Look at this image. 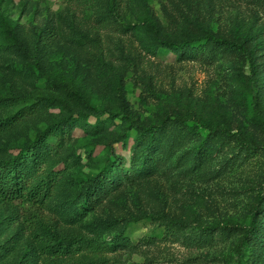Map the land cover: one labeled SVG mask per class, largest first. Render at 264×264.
<instances>
[{
  "label": "rangeland",
  "instance_id": "rangeland-1",
  "mask_svg": "<svg viewBox=\"0 0 264 264\" xmlns=\"http://www.w3.org/2000/svg\"><path fill=\"white\" fill-rule=\"evenodd\" d=\"M148 15L164 38L215 34L248 53L210 41L158 47ZM253 71L264 115V0H0V120L34 111L0 131V159L54 121L87 112L84 101L116 111L127 105L138 123L167 114L185 122L172 120L160 132L165 161L156 171L126 178L117 170L116 187L94 208L86 207V188L128 124L104 117L98 127L89 117L72 126L42 166L43 176L58 174L47 198L0 195V264H264L262 238L243 242L254 217L264 221V130L249 91ZM204 127L219 132L200 149ZM133 146L116 148L128 169ZM157 214L180 221L183 232L165 237L151 217ZM218 225L229 227L224 236L196 240ZM67 240L72 249L59 251Z\"/></svg>",
  "mask_w": 264,
  "mask_h": 264
},
{
  "label": "trees",
  "instance_id": "trees-1",
  "mask_svg": "<svg viewBox=\"0 0 264 264\" xmlns=\"http://www.w3.org/2000/svg\"><path fill=\"white\" fill-rule=\"evenodd\" d=\"M144 24L152 32L158 47L185 50L190 46L210 41L216 44H230L239 48L244 53H248L244 45H239L234 42H229L226 39L215 34L198 35L192 38H183L180 40H171L164 38L162 30L157 24L156 19L152 15H148L144 19ZM249 91L253 97L255 104L256 116L264 130V115L258 109L260 91L256 87V73L251 72L249 76ZM87 112H79L71 116L63 117L48 125L45 129L38 132L31 141L26 142L19 147L18 152L0 159V195L5 199L21 200L25 202L34 201L41 202L50 195L54 185L58 181V174L51 171L43 176L42 166L47 162L50 153L65 145L66 134H70L72 126L79 125L82 122H87L89 117L97 119L98 127L103 126V118L111 119L122 118L124 123L128 124V129L125 135L113 139L109 143V153L106 157V162L102 165L99 172L91 178L85 193V200L88 208H94L95 203L99 202L103 193L109 189L115 188L117 181L114 178V173L119 170L126 178H134L143 172L156 171L157 165L165 161L163 153L158 151L160 143V132L165 130L168 123L173 120L176 125H183L184 119L178 114H167L161 119L151 122L138 123L139 118L132 114L131 109L127 105L123 106L120 111L113 110L108 107H101L95 104L84 101ZM40 109V108H39ZM37 109V112L39 111ZM34 111L20 110L16 114L0 120V131L15 128L22 123ZM136 122L138 124H136ZM199 127V125H196ZM135 129L137 137L132 139V131ZM203 129V128H202ZM207 131L204 138L201 140L199 148H204L209 145V140L219 132L217 128L204 127ZM203 129V130H204ZM229 137L235 136L240 140L243 148H257L256 145L242 139L241 133H232L228 130H222ZM55 141V142H54ZM135 144L131 148V169L124 165L125 157L117 151V145L122 144L126 147ZM230 160V159H229ZM233 163V162H232ZM134 168V170H133ZM96 198L93 199V198ZM264 200V194L260 196V201ZM264 202V201H263ZM264 205V204H263ZM90 206V207H89ZM156 221L165 226V237H177L184 230L182 223L166 214L152 215ZM227 226L218 225L210 228V231L203 237H197V241H208L216 238L215 236H224ZM214 230H218L216 234ZM164 237V238H165ZM262 238L264 247V221L259 217H254L249 228L244 235V245L250 247ZM74 246L72 240H67L66 245L62 246L59 242V251L67 252ZM57 250V249H56ZM61 251V252H62Z\"/></svg>",
  "mask_w": 264,
  "mask_h": 264
}]
</instances>
